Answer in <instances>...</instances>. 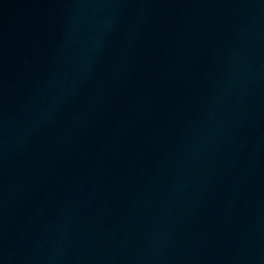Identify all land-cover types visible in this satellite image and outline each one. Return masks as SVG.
<instances>
[{
    "label": "water",
    "instance_id": "water-1",
    "mask_svg": "<svg viewBox=\"0 0 264 264\" xmlns=\"http://www.w3.org/2000/svg\"><path fill=\"white\" fill-rule=\"evenodd\" d=\"M0 264H264V0H0Z\"/></svg>",
    "mask_w": 264,
    "mask_h": 264
}]
</instances>
